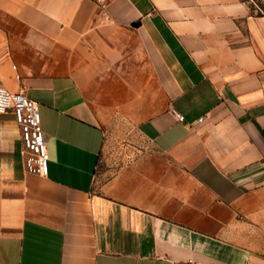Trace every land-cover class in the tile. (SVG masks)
I'll use <instances>...</instances> for the list:
<instances>
[{"label": "crops", "instance_id": "obj_1", "mask_svg": "<svg viewBox=\"0 0 264 264\" xmlns=\"http://www.w3.org/2000/svg\"><path fill=\"white\" fill-rule=\"evenodd\" d=\"M0 85L38 103L49 152L46 176L28 172L0 114V264H264L248 0H0ZM126 126L153 152L99 178Z\"/></svg>", "mask_w": 264, "mask_h": 264}, {"label": "built area", "instance_id": "obj_2", "mask_svg": "<svg viewBox=\"0 0 264 264\" xmlns=\"http://www.w3.org/2000/svg\"><path fill=\"white\" fill-rule=\"evenodd\" d=\"M105 4L109 0H93ZM15 114L24 143L23 157L28 172L41 176L47 175L49 158L47 136L43 130L38 103L31 100L25 89L12 93L0 85V114ZM178 120L185 121L178 114Z\"/></svg>", "mask_w": 264, "mask_h": 264}, {"label": "rangeland", "instance_id": "obj_3", "mask_svg": "<svg viewBox=\"0 0 264 264\" xmlns=\"http://www.w3.org/2000/svg\"><path fill=\"white\" fill-rule=\"evenodd\" d=\"M258 13H264V0H248ZM153 152L151 144L134 128L122 127L109 137V150L104 154L99 170V178L105 170L112 172L120 169L125 163L139 159L144 153ZM164 161H167L163 157Z\"/></svg>", "mask_w": 264, "mask_h": 264}]
</instances>
